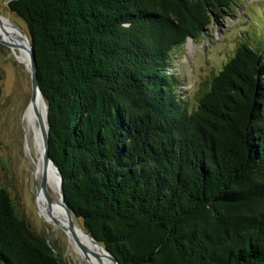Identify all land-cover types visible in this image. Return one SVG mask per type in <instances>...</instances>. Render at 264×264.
I'll return each mask as SVG.
<instances>
[{"label":"trees","instance_id":"obj_1","mask_svg":"<svg viewBox=\"0 0 264 264\" xmlns=\"http://www.w3.org/2000/svg\"><path fill=\"white\" fill-rule=\"evenodd\" d=\"M236 3L8 0L66 204L120 264H264V40L243 42L194 109L169 73L173 50ZM0 264H68L6 188Z\"/></svg>","mask_w":264,"mask_h":264},{"label":"rangeland","instance_id":"obj_2","mask_svg":"<svg viewBox=\"0 0 264 264\" xmlns=\"http://www.w3.org/2000/svg\"><path fill=\"white\" fill-rule=\"evenodd\" d=\"M0 16L11 22L19 37L29 38L25 22L10 11L8 0H0ZM263 40L264 0H237L233 9L215 18L202 37L189 39L183 46L175 48L169 73L178 82V92L183 95L187 107H196L199 97L210 88L213 77L243 42L255 44ZM29 68L18 61L11 47L0 43L3 87L0 102V188L10 192L19 216L36 234L49 241L59 258L68 264H86L69 246L64 230L45 221L38 207L37 192L41 189L42 178L36 179L33 142L24 128L22 117L24 106L31 103L33 96ZM48 192L54 199L49 187ZM74 223L84 228L75 217Z\"/></svg>","mask_w":264,"mask_h":264},{"label":"bare ground","instance_id":"obj_3","mask_svg":"<svg viewBox=\"0 0 264 264\" xmlns=\"http://www.w3.org/2000/svg\"><path fill=\"white\" fill-rule=\"evenodd\" d=\"M19 34L13 27L10 21L5 20L0 16V41L8 42L13 45L12 50L18 61L29 68L30 66V43L26 36L19 37ZM17 35V36H16ZM23 125L28 135L32 138L33 148L35 153L34 165L36 179L44 178V145L42 127L39 123V116L43 119L45 127H47V104L45 99L38 94L31 103L24 106L23 112ZM32 146V145H31ZM28 150L29 146H28ZM32 150V149H31ZM39 182V181H38ZM47 185L53 192V202H49L45 197L42 189L37 192L38 207L44 220L50 224L58 222L63 228H67L69 219L66 208L64 207L60 194V178L56 168L51 164L47 168ZM56 227H59L56 225ZM60 228V227H59ZM69 239V246L76 253L78 259L86 264H111L104 251L96 245L91 243V240L86 236L80 226L75 223V234L82 245L89 249L84 252L75 242L70 232L64 231ZM95 255L100 256L98 259Z\"/></svg>","mask_w":264,"mask_h":264},{"label":"water","instance_id":"obj_4","mask_svg":"<svg viewBox=\"0 0 264 264\" xmlns=\"http://www.w3.org/2000/svg\"><path fill=\"white\" fill-rule=\"evenodd\" d=\"M21 30V29H20ZM22 31V30H21ZM25 34V33H24ZM27 37V36H26ZM28 38V37H27ZM29 43H30V48H29V54H30V73H31V81H32V89H33V96H32V101L36 98V96L38 94H40L43 98V93L41 91L40 88V84H39V78H38V65H37V59H36V54L35 51L33 49V46L31 44L30 39L28 38ZM0 43L5 44L9 47H13V45H11L8 42H2L0 41ZM39 123L42 127V133H43V145H44V166H45V173H44V178L43 181L41 183V189L42 192L44 193L45 197L48 199V201L51 203L53 202V198L49 195L48 192V185H47V168L49 167V165H53L58 174H59V178H60V187H59V191H60V197L62 200V203L64 205V207L66 208L67 211V215H68V219H69V224L67 228H63L62 226L59 225L58 222H54V225L59 226L60 228H62L64 231H68L71 233V235L73 236L75 242L77 243V245L81 248V250H83L84 252H88L89 249L87 247H85L84 245H82L80 243V241L78 240V238L76 237L75 234V223H74V214L72 212V210L69 208V206L66 204L65 201V188H64V179L63 176L59 170V168L55 165L54 161L52 160L51 156H50V144H49V117H48V106H47V127H45L44 125V121L43 119L39 116ZM80 230H82V232L89 237V239L91 240V243L93 245L98 246L99 248H101L106 257H108L109 261L111 264H120L119 260L112 255L109 251H107V249L105 247H103L99 241H97L89 232H87L84 228L80 227ZM49 243V241H47ZM98 259H100V256L95 255Z\"/></svg>","mask_w":264,"mask_h":264}]
</instances>
